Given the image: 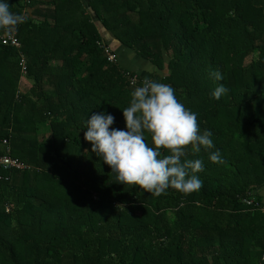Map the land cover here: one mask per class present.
I'll return each instance as SVG.
<instances>
[{"label": "trees", "instance_id": "obj_1", "mask_svg": "<svg viewBox=\"0 0 264 264\" xmlns=\"http://www.w3.org/2000/svg\"><path fill=\"white\" fill-rule=\"evenodd\" d=\"M14 1L26 20L11 31L19 49L0 43V158L22 168L0 169V264H258L264 0ZM95 22L154 66L147 77L174 87L201 132L212 131L215 147L186 157L204 162L199 191L154 195L115 183L84 140V120L101 110L125 127L122 109L145 77L119 65ZM216 69L228 89L218 100ZM216 149L222 162L209 158Z\"/></svg>", "mask_w": 264, "mask_h": 264}, {"label": "clouds", "instance_id": "obj_2", "mask_svg": "<svg viewBox=\"0 0 264 264\" xmlns=\"http://www.w3.org/2000/svg\"><path fill=\"white\" fill-rule=\"evenodd\" d=\"M25 20V15L11 10L8 0H0V28L11 32ZM211 75L220 82L211 93L218 100L228 89L221 83L224 76L219 69ZM132 83L136 85L135 80ZM122 114L124 128L111 127L116 118L104 110L87 116L82 128L91 151L110 167L112 181L154 195L170 188L188 195L203 187L197 175L204 169L203 160L186 157L189 151L214 148L213 133L201 132L198 114L178 99L171 84L144 77L142 84L133 87ZM209 158L222 162L219 149Z\"/></svg>", "mask_w": 264, "mask_h": 264}, {"label": "built area", "instance_id": "obj_3", "mask_svg": "<svg viewBox=\"0 0 264 264\" xmlns=\"http://www.w3.org/2000/svg\"><path fill=\"white\" fill-rule=\"evenodd\" d=\"M22 4L24 3H29L30 0H20ZM0 43L5 46H9L15 49L20 48V42L16 37L15 32H8V33H3L0 35ZM104 53L106 55L107 61L109 63H115L116 62V55L114 52L110 50V48H105ZM19 66L21 70V79L25 77L27 74V68L25 66V59L22 55V53H19ZM133 80L130 81V84L133 85L132 83ZM22 165L17 163V160H14L8 156H3L0 158V169L8 170V169H21ZM246 205H253L252 200H244L243 201ZM257 206V205H256ZM258 264H264V252L262 254V257L260 259V262Z\"/></svg>", "mask_w": 264, "mask_h": 264}, {"label": "crops", "instance_id": "obj_4", "mask_svg": "<svg viewBox=\"0 0 264 264\" xmlns=\"http://www.w3.org/2000/svg\"><path fill=\"white\" fill-rule=\"evenodd\" d=\"M8 2L11 4H14L15 1L14 0H8ZM35 8H37V6H35L33 8H29L28 13L30 15H32ZM42 8H44V7H42ZM35 18L36 17H34V19ZM95 24L98 27V30H99L100 35L102 36L103 40L105 42H107V44H109L113 48V51L117 54L118 63L122 68H138L139 69V68H142L143 66H145V68H153L147 62H145L144 60H141L140 58L138 59L137 57L133 56L131 53L130 54L129 53H123V51H125V49H123V50L121 49L122 46L120 45V43H118L117 41H114L112 39V37H110L108 32L105 31L98 23L95 22ZM125 61H126V64L123 66L121 64V62H125ZM256 196L259 198L260 202L264 206V188L258 190L256 192Z\"/></svg>", "mask_w": 264, "mask_h": 264}, {"label": "rangeland", "instance_id": "obj_5", "mask_svg": "<svg viewBox=\"0 0 264 264\" xmlns=\"http://www.w3.org/2000/svg\"><path fill=\"white\" fill-rule=\"evenodd\" d=\"M126 50V49H125ZM123 53H129L130 54V51H123ZM121 64L124 66L126 64V61L125 62H121ZM149 68H145V66H143L142 68H139L138 70L139 71H142L144 76H148V75H151L150 73H152L153 71H155L154 68H152L151 71L148 70ZM31 86V82L27 79H22L19 83V91L20 92H23L25 93Z\"/></svg>", "mask_w": 264, "mask_h": 264}]
</instances>
